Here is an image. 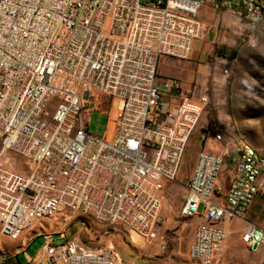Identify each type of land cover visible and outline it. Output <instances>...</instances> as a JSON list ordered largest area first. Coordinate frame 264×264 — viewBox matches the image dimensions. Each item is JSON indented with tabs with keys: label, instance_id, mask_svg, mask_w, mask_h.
Returning <instances> with one entry per match:
<instances>
[{
	"label": "built area",
	"instance_id": "2783aa9c",
	"mask_svg": "<svg viewBox=\"0 0 264 264\" xmlns=\"http://www.w3.org/2000/svg\"><path fill=\"white\" fill-rule=\"evenodd\" d=\"M206 6L264 19V0H0V253L9 242L25 264H121L111 245L63 234L77 219L166 248L170 185L209 96L159 82L157 64L188 56ZM94 111L107 115L102 136L88 131ZM205 130L217 147L221 134ZM227 153L202 148L183 186L177 216L200 219L188 245L198 264H221L234 219L248 250L264 244V225L247 221L264 198V157L242 143L225 188Z\"/></svg>",
	"mask_w": 264,
	"mask_h": 264
},
{
	"label": "rangeland",
	"instance_id": "374dc122",
	"mask_svg": "<svg viewBox=\"0 0 264 264\" xmlns=\"http://www.w3.org/2000/svg\"><path fill=\"white\" fill-rule=\"evenodd\" d=\"M235 25V37L232 39L233 35H228L232 42L219 45L221 56L216 63L217 76L208 83L209 103L186 145L176 180L170 185V198L164 208L165 220L161 221L159 227L168 239L167 245L164 250L155 249L156 254L171 253L176 259L185 260L194 226L200 221L196 217H178L177 210L182 202L183 186L191 174L198 152L203 148L201 141H207L202 138L203 129L220 133L221 141L217 150L226 149L228 152L222 176L225 188L229 183L231 159L242 143L254 147L258 155L264 157V19L255 25L239 20ZM116 104L117 101L114 100V107ZM106 119V114L94 111L88 123V131L102 136L106 131ZM209 137L211 135L206 138ZM208 143L210 146L214 145L210 140ZM262 216L264 217V213ZM244 224L238 219L229 223L221 264H252L253 252L240 239V230ZM63 234L68 238L77 237L85 247L93 250L111 245L120 255L121 264H146L144 260L147 258V249L151 247L145 244L133 247L118 230L109 225L89 224L82 219L65 226ZM42 243L40 237L33 239L26 252L34 255ZM16 246L17 243H7L10 252L0 253V264H15L13 253ZM18 258L21 264H25L22 254ZM190 262L189 264H198Z\"/></svg>",
	"mask_w": 264,
	"mask_h": 264
},
{
	"label": "crops",
	"instance_id": "0c3cea01",
	"mask_svg": "<svg viewBox=\"0 0 264 264\" xmlns=\"http://www.w3.org/2000/svg\"><path fill=\"white\" fill-rule=\"evenodd\" d=\"M198 19L202 31L199 38L191 42L188 56L186 58L162 56L157 64L156 75L159 82L164 78H177L183 88H194L196 92L202 93L207 91L208 83L216 79L217 76L216 63L219 55H216L215 51H219V45H228L232 42L235 37L234 34L237 33L235 24L239 20L223 16L221 13H215L207 6L198 13ZM227 27H229L228 30ZM228 35H233L232 39ZM201 145L205 149L217 150V147L210 146L208 141H201ZM263 213L264 198L256 197L248 210L247 221L262 226L264 225ZM157 248H159L157 245H152L147 249V258L144 260L146 264H189L190 261L193 262L188 256V248L184 257L185 260H178L171 253L156 254L154 250ZM252 252V264H264V244ZM155 255L156 258L153 257Z\"/></svg>",
	"mask_w": 264,
	"mask_h": 264
},
{
	"label": "trees",
	"instance_id": "16d2710c",
	"mask_svg": "<svg viewBox=\"0 0 264 264\" xmlns=\"http://www.w3.org/2000/svg\"><path fill=\"white\" fill-rule=\"evenodd\" d=\"M215 54L216 55H219V56H221V53H220V51H215ZM208 130V129H207ZM203 131L204 132H206V130L205 129H203ZM213 133H215L214 131H213ZM18 256H19V254H17V255H15L14 256V261H15V264H21L20 263V261H19V258H18Z\"/></svg>",
	"mask_w": 264,
	"mask_h": 264
},
{
	"label": "bare ground",
	"instance_id": "6f19581e",
	"mask_svg": "<svg viewBox=\"0 0 264 264\" xmlns=\"http://www.w3.org/2000/svg\"><path fill=\"white\" fill-rule=\"evenodd\" d=\"M111 113H112V112H111ZM112 115H113V113H112ZM110 132H111V131H110V128H109V129L107 130L108 135L110 134Z\"/></svg>",
	"mask_w": 264,
	"mask_h": 264
}]
</instances>
